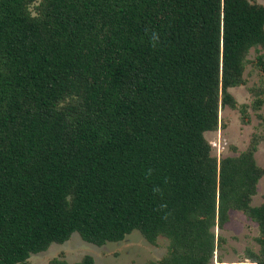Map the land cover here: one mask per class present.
<instances>
[{"label":"trees","instance_id":"16d2710c","mask_svg":"<svg viewBox=\"0 0 264 264\" xmlns=\"http://www.w3.org/2000/svg\"><path fill=\"white\" fill-rule=\"evenodd\" d=\"M263 23L248 0H0V264L133 229L168 239L156 264H206L230 209L264 264L255 142L216 160L203 137Z\"/></svg>","mask_w":264,"mask_h":264},{"label":"rangeland","instance_id":"374dc122","mask_svg":"<svg viewBox=\"0 0 264 264\" xmlns=\"http://www.w3.org/2000/svg\"><path fill=\"white\" fill-rule=\"evenodd\" d=\"M264 7V0H248ZM34 13L33 4L29 5ZM264 28V23H263ZM262 67V69H261ZM264 45L250 47L243 55L241 83L227 90L235 102L231 108L217 103V122L213 130L203 133L210 145V154L216 160L238 156L254 141L253 161L262 170L255 183V192L249 205L257 206L264 196ZM244 111H238L239 106ZM227 219L220 226L211 227L214 247L206 264H254L248 253L257 254L259 231L255 221L241 210H228ZM168 239L157 235L148 242L137 230L124 234L121 239L95 245L82 240L76 232L60 243L52 242L44 250L32 253L29 264H47L51 258L64 264H74L84 255L91 264H156L166 257ZM260 258V256H258Z\"/></svg>","mask_w":264,"mask_h":264}]
</instances>
